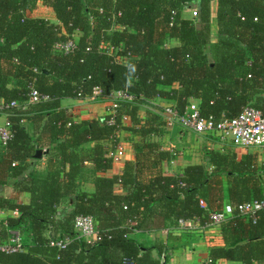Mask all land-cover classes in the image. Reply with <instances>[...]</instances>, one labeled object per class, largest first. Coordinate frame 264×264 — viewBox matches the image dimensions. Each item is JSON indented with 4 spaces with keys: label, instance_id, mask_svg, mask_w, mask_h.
<instances>
[{
    "label": "trees",
    "instance_id": "1",
    "mask_svg": "<svg viewBox=\"0 0 264 264\" xmlns=\"http://www.w3.org/2000/svg\"><path fill=\"white\" fill-rule=\"evenodd\" d=\"M40 2L56 21L31 13ZM188 8L197 14L186 17ZM73 35L74 51L54 50ZM30 83L49 98L23 109ZM96 87L102 98L121 90L133 99L98 118L66 113L63 98L92 96ZM157 98L173 103L159 109L181 112L195 100L203 116L217 119L236 117L248 104L264 110V0H0V100L21 103L7 109L12 137L0 142V209L10 213L0 220V245L14 230L24 246L0 250V264H167L161 243L146 245L132 234L180 219L204 225L227 202L264 199V162L254 153L208 149L205 162L164 173L163 163L176 155L156 139L165 122L148 109L141 117ZM124 128L139 136L135 159L120 174L97 175L93 192L81 189L85 161L96 172L113 166L106 142ZM90 141L96 144L84 153ZM8 186L28 192L30 202L4 196ZM80 214L95 218V240L76 232ZM222 233L226 245L212 247L206 264H264V210L256 217L235 210ZM65 237L64 248L50 244Z\"/></svg>",
    "mask_w": 264,
    "mask_h": 264
},
{
    "label": "crops",
    "instance_id": "2",
    "mask_svg": "<svg viewBox=\"0 0 264 264\" xmlns=\"http://www.w3.org/2000/svg\"><path fill=\"white\" fill-rule=\"evenodd\" d=\"M40 4L41 2L39 5ZM35 10L36 9H34L31 13L36 15V13H34ZM216 11V4H214L212 8V25L214 33L216 32ZM212 38L213 40L215 39L214 36ZM174 43H176V41L172 42V44ZM113 99V97L102 98L101 96L96 98L90 96L85 98L66 97L62 99V107H64L69 116L80 121L82 119L98 118L108 114L111 109ZM169 104L173 103L168 99L157 98L153 100L150 105H144L142 107L141 117L145 118L147 109L159 113L163 108L159 109L158 107ZM7 120V114L0 113V125L6 124ZM123 122L128 126L132 125L130 116H124ZM138 138L139 136L129 129L124 128L118 131L116 137L106 143L112 148L110 153L116 150L114 148L115 145L117 146L118 143H123L125 147V154L121 157H112L113 166L104 172H96L94 164L89 160L85 161L83 172L78 180L81 189L87 192H93L95 189V178L97 175L114 176L120 174L126 161H132L135 159L133 144ZM156 139L161 143L164 149H168L176 154L172 160L163 163L164 173L170 175L182 174L187 165L205 162V153L208 149H215L222 152L227 149H233L238 153L239 157H242L245 153H254L257 155L260 163L264 162V158L262 159L261 157L262 155L264 156V147H253L255 150H249L251 148H240L234 146L230 142L222 141L216 134H199L193 130L184 129L180 126H175L173 128L166 127L164 133L156 136ZM95 144L96 141L85 143L82 146L84 153L91 150ZM43 159L45 160L44 157ZM116 191L122 193V186L117 185ZM2 194L6 197L14 199L15 201L18 200L23 203H29L31 200L28 192H15L11 186L4 188ZM67 201L63 203V207L69 210L72 206L71 203L69 204ZM14 214L18 215L19 213L15 212ZM9 215L10 213L7 210L0 209V220L7 218ZM231 216L227 220H229ZM188 220L192 222L193 227H183L178 221L177 224H169L159 231H137L132 235L139 242L146 245L161 243V245L165 248L163 251L164 253L161 255V260L164 262L167 258V264L209 263L211 248L226 245L222 233L223 223L220 225H208V223L202 225L194 218H190ZM155 254L157 253L155 252ZM214 264L243 263L236 260L221 258L216 260ZM254 264L260 263L256 261Z\"/></svg>",
    "mask_w": 264,
    "mask_h": 264
},
{
    "label": "built area",
    "instance_id": "3",
    "mask_svg": "<svg viewBox=\"0 0 264 264\" xmlns=\"http://www.w3.org/2000/svg\"><path fill=\"white\" fill-rule=\"evenodd\" d=\"M197 14L195 11L194 16ZM54 50L62 53H69L76 49L77 39L73 35L66 40L57 41L54 44ZM29 99L22 103L23 109H26L28 103H36L49 98L47 94H42L33 83L29 84ZM101 91L95 88L94 94L90 97H98ZM113 101L111 104V112L115 113L119 105V100H132L133 95L125 91H115L112 93ZM21 105L17 100L10 102L4 99L0 100V113H6L7 109ZM159 114L162 116L165 126L173 128L180 126L184 129H190L199 134H216L222 141L230 142L236 147L253 148L264 147V110L257 108L251 104L243 107L241 113L233 118L223 117L217 119L214 116H203L197 101H192L183 112L173 106L164 107ZM114 122V120H111ZM12 137L9 121L4 125H0V142L5 144ZM116 150L111 152V157H121L125 154L123 143H118ZM205 205V202L202 201ZM237 210L242 215H250L256 217L260 210H264V199H253L238 205L227 203L222 211H214L211 214L208 225H220L225 222ZM199 222V221H198ZM179 223L183 227H193L188 219H180ZM75 230L79 237L92 241L98 237L99 230L95 218L92 215H77L75 218ZM69 237L50 240L51 245L64 248L69 242ZM24 248L19 231H12L10 242L0 245V250L6 252H14Z\"/></svg>",
    "mask_w": 264,
    "mask_h": 264
},
{
    "label": "rangeland",
    "instance_id": "4",
    "mask_svg": "<svg viewBox=\"0 0 264 264\" xmlns=\"http://www.w3.org/2000/svg\"><path fill=\"white\" fill-rule=\"evenodd\" d=\"M36 10L34 11V13L36 14H40L42 16H45V17H48L54 21H56L54 18H53V13L51 12L50 9L46 8L45 6L42 5V3L40 5L37 6V8H35ZM191 9V10H190ZM196 9L194 8H188L184 11V14L188 17H192L194 16V13H195ZM33 15V14H32ZM240 150V149H239ZM249 150H255V148H251ZM262 155V154H261ZM262 159L264 158V156L262 155L261 156Z\"/></svg>",
    "mask_w": 264,
    "mask_h": 264
}]
</instances>
